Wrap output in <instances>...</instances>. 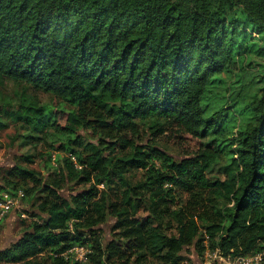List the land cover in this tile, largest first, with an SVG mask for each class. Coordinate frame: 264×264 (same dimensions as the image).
Masks as SVG:
<instances>
[{
	"label": "trees",
	"instance_id": "trees-1",
	"mask_svg": "<svg viewBox=\"0 0 264 264\" xmlns=\"http://www.w3.org/2000/svg\"><path fill=\"white\" fill-rule=\"evenodd\" d=\"M249 58L264 61V0H0V86L52 96L0 102V128L58 153L49 177L5 172L0 193L34 209L0 264H80L65 257L80 245L87 264H181L206 236L226 257L262 252L264 73L244 82Z\"/></svg>",
	"mask_w": 264,
	"mask_h": 264
},
{
	"label": "rangeland",
	"instance_id": "rangeland-1",
	"mask_svg": "<svg viewBox=\"0 0 264 264\" xmlns=\"http://www.w3.org/2000/svg\"><path fill=\"white\" fill-rule=\"evenodd\" d=\"M249 60L250 61L247 62L244 67L246 72L244 73V71H241L240 73L242 74V77L244 76L245 78L244 82L249 81L250 77L253 78L257 74L264 73V61L251 58H249ZM24 91H27L30 95L36 96L42 105L48 106L51 103L52 96L45 90L32 88L29 85L18 81L10 82L7 88L0 86V102L7 107L16 105L20 102ZM17 130L18 128L12 124H10L8 128H0V185L3 184L2 179L6 176L5 172L17 165L36 170L42 173V175L45 177L53 175L55 172V169L53 168L54 165L48 166L49 154L52 153L54 156H56L58 153L55 151H50L51 142L38 145H25L17 138ZM81 134L85 137V141L95 142L97 139V136L94 137L90 131H83ZM149 138L150 137L145 139V142H147ZM157 146L167 151L174 159L182 158L177 148L173 146H167L160 143H158ZM227 164V159L225 157L222 158L219 162L213 165L209 175L211 177L226 178ZM144 177L145 173L143 171H133L126 175V178L131 185H135L137 182L142 181ZM15 180L17 181V179ZM82 188L83 186L72 182L63 188L61 194L63 197L69 199L73 194H75L76 191L81 190ZM110 192L113 196L118 197L121 191L117 187H114L110 190ZM33 209L34 207L28 201L27 197L20 199V204L14 210L13 214H9L4 219L9 220V218L15 217V223H12L14 228L11 229L9 233H7L5 223H1L0 249L10 246L19 239L24 228L22 221L30 218V214L33 212ZM113 224L114 222L110 220L107 224L98 227L99 230L105 232V234L102 232V235L104 236V240L106 242L111 239L110 231ZM188 254L190 256L192 255V252L189 251Z\"/></svg>",
	"mask_w": 264,
	"mask_h": 264
},
{
	"label": "built area",
	"instance_id": "built-area-1",
	"mask_svg": "<svg viewBox=\"0 0 264 264\" xmlns=\"http://www.w3.org/2000/svg\"><path fill=\"white\" fill-rule=\"evenodd\" d=\"M24 197V191H19L15 194L8 192L0 193V224L4 219L11 214L20 204V199ZM25 217V216H24ZM209 237L206 236L205 245L207 249L202 258L196 260V255H190L191 260H186L181 264H264V250L260 253L248 256H238L235 258L226 257L222 254L219 248L210 249L208 247ZM91 251L86 246H75L65 254L66 258L80 263L87 264Z\"/></svg>",
	"mask_w": 264,
	"mask_h": 264
},
{
	"label": "crops",
	"instance_id": "crops-1",
	"mask_svg": "<svg viewBox=\"0 0 264 264\" xmlns=\"http://www.w3.org/2000/svg\"><path fill=\"white\" fill-rule=\"evenodd\" d=\"M14 212V211H13ZM13 212L11 214H13ZM15 217L13 218H9V220H4L2 223L4 224L5 223V226H6V231L7 233H9L11 231V229L14 228V225L12 224L14 221H15ZM15 223V222H14ZM196 260H198L196 258Z\"/></svg>",
	"mask_w": 264,
	"mask_h": 264
}]
</instances>
